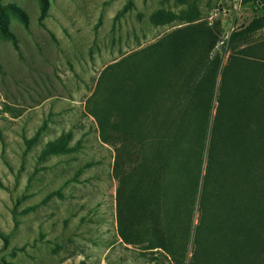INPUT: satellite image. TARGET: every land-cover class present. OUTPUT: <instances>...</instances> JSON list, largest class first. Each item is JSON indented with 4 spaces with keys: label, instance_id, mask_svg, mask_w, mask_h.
Here are the masks:
<instances>
[{
    "label": "rangeland",
    "instance_id": "obj_1",
    "mask_svg": "<svg viewBox=\"0 0 264 264\" xmlns=\"http://www.w3.org/2000/svg\"><path fill=\"white\" fill-rule=\"evenodd\" d=\"M261 6L259 0H0V264H174L118 237L115 151L100 140L86 101L105 67L176 30L196 23L213 29L215 21L210 55L220 65L212 102L226 64L264 90V27L228 44ZM156 101L162 114L164 104ZM207 134L206 144L210 127ZM59 139L69 150L42 156ZM192 234L185 264L195 249ZM198 257L197 264L204 262Z\"/></svg>",
    "mask_w": 264,
    "mask_h": 264
},
{
    "label": "trees",
    "instance_id": "obj_2",
    "mask_svg": "<svg viewBox=\"0 0 264 264\" xmlns=\"http://www.w3.org/2000/svg\"><path fill=\"white\" fill-rule=\"evenodd\" d=\"M259 3L261 14L233 31L229 45L264 27ZM3 23L0 13L2 30ZM218 28V21L214 30L189 25L105 67L86 112L115 151L122 243L185 264L193 233L189 264L201 254L200 264H264V90L226 64L213 104L220 59L210 53ZM68 150L67 139H59L42 156Z\"/></svg>",
    "mask_w": 264,
    "mask_h": 264
}]
</instances>
